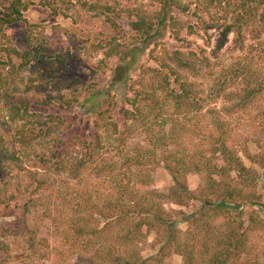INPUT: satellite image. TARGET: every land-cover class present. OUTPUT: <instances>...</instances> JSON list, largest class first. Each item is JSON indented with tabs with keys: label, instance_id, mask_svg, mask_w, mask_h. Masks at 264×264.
<instances>
[{
	"label": "trees",
	"instance_id": "obj_1",
	"mask_svg": "<svg viewBox=\"0 0 264 264\" xmlns=\"http://www.w3.org/2000/svg\"><path fill=\"white\" fill-rule=\"evenodd\" d=\"M87 1L76 0V5L96 16H105L115 30H118L116 18L121 17V13H118L114 6L104 5L100 1L95 3ZM160 1L165 6H174L184 11L190 8L188 5H183L182 0ZM196 1V12H202L204 9L200 7H205L204 4H207L220 7L227 18L231 15L232 23L227 26L224 38L234 33L233 48L245 50V53L237 56L233 63H215L213 66L215 71L219 70V72L218 76L211 74L213 86L210 91L215 97L222 98L224 107L221 110L210 109L207 111L208 114L200 113L204 110L208 99L201 96L199 85L196 82H189L183 73L192 72L200 76L203 66L207 67L210 64L205 63L206 58L201 59L195 53L175 51L169 58L173 63H161L160 69L153 70V73H158L157 77L162 78L158 81V85H151L149 91H136L134 98L127 99L132 108L123 111L125 121L122 129L114 123L112 131L105 130V139L119 141L122 145L138 129L144 128L148 133V142L152 149H136L134 150L136 154L130 156L128 153L123 163L109 164L103 153L104 147L101 145L99 133L90 143L85 137H77L82 146L81 158L72 157L73 152L70 149L73 143L65 145L63 153L59 155L64 140L58 136L57 129L65 123V119L60 115L32 112L34 102L41 104L29 94L32 89L40 88L43 92L51 88L62 90V86L68 80L65 76L59 78V72L64 68V61H60L62 67L56 70L49 65H43L42 63L48 62H44L42 46L33 48L25 55L14 50L17 58L22 60L19 65L11 59L10 50L5 49L8 55L3 59L0 58L1 110L5 111L6 118L16 125L12 132L15 142L21 150H28L24 154L35 160L37 166L56 173L68 172L72 178L67 179L64 184H59L65 185L64 193L67 191L66 194L69 196L64 197L68 201L67 207L59 205L58 201L52 204L50 217L53 214L55 229L57 231L60 229L59 223L63 225L69 223L73 228L81 222L82 218L77 220L75 215L69 213L68 215L66 208L79 212L81 204L77 206L72 203L73 199L77 202L80 198L87 205V209L88 204L91 205L89 203L91 197L103 184L90 182L88 174L100 176L106 172L102 177L107 184L105 185L119 192L116 197L103 192L102 205L99 207L98 204H93L96 219L97 217L104 219L105 225L100 230L96 229L90 237L82 238L85 234L82 230L91 223L87 221L88 219L82 220L87 223L86 225L78 226L82 241L76 240L74 235L69 237L64 229L62 232L59 230V235L65 239V246L81 250L83 240L89 245L93 241L91 238L98 237L110 228H118L115 231V238L101 245L93 258L85 261L81 255H77L75 264H153L158 261L164 263L173 254L183 256L185 264L264 263V250L255 245L256 241L249 239L251 231L258 224L264 225V219L254 210V207L260 204V197L255 189L257 176L243 163L241 153L235 149L236 147L230 146V142L234 143L231 136L233 130L238 128L241 121L248 119L251 113L258 112V119L255 121L258 125L254 127L264 128V105L258 102L264 98V11L261 12L264 0ZM44 6L51 8L55 16L68 17V12L76 10L72 0L47 1ZM233 7L235 9L232 10ZM28 8L29 3L24 0H0V36H11L9 27L25 21L24 14ZM113 14L115 17H111ZM28 24L29 39L33 40L36 25ZM176 37L178 38V33ZM248 37L253 43L246 47ZM111 46L112 49L110 48L111 50L106 54H119L114 51L121 47L119 43L113 40ZM223 46L224 42L220 43L217 49L221 50ZM108 55L107 57L110 58L111 56ZM31 63H37L39 66L36 67ZM32 68H37V73L34 78L29 79L30 84H27L26 89L22 90L16 84V72L19 69ZM170 77H174L173 82ZM172 85L177 86V89ZM211 93H209L210 98ZM63 100H66L63 104L68 108L78 102L77 96H74V99ZM193 113L200 114L193 117ZM190 117L197 120L194 130H189L193 127L188 128V123L192 120ZM19 121L22 123L17 125ZM128 121L135 124L128 126ZM166 126L169 127L170 132L165 130ZM190 132L199 138L194 150L186 153L187 149L179 151L172 148L176 143L186 141ZM55 141L57 144L53 146L54 150L48 152L49 155L37 150L44 149ZM158 150L162 152L159 153ZM244 153L248 160L264 167V149L255 155L248 151ZM161 160L172 174L174 181L167 194L150 187L148 172L151 171L152 166L160 164ZM19 161H21L20 155L10 151L5 136L0 132L1 168L9 169L8 176L17 186L13 190L10 187L11 180L5 182L0 180V205L10 206L11 202L22 194V187L26 192L29 189V184L23 182L24 178L21 179L13 174V163ZM26 172L29 174L26 176L27 180L30 179V183L37 184L36 194L41 188L46 187L48 180L45 175ZM191 173L202 175L203 184L196 193L190 190L184 179ZM71 180L76 182L74 186L71 185ZM9 189H11L10 193ZM31 195L32 193L28 200L24 201L26 211L39 202ZM62 195L63 193L59 194V197ZM167 200H173L175 204L181 206H188L192 201L200 203V209L196 212L187 214L179 211L178 213L181 216V223L188 225L187 231L174 228V224L177 223V212L171 214L165 209L164 204ZM245 215L248 216V220L244 219ZM95 217H91L93 222H97ZM145 228L155 230L160 243L159 255L149 259L143 258L140 253L147 239ZM32 232L27 228L19 231L18 234L25 236L27 250L35 253L40 235H34ZM170 234L172 236H169ZM212 241L216 242V246L209 245Z\"/></svg>",
	"mask_w": 264,
	"mask_h": 264
},
{
	"label": "rangeland",
	"instance_id": "obj_2",
	"mask_svg": "<svg viewBox=\"0 0 264 264\" xmlns=\"http://www.w3.org/2000/svg\"><path fill=\"white\" fill-rule=\"evenodd\" d=\"M24 1L29 3V8L24 14L26 20L9 27L11 36H0V58L3 59L8 55L5 49L10 50L11 59H14L15 64L19 65L22 60L17 58L14 50L25 55L33 48L42 46L44 62H48L42 63L43 65H49L53 70H56L62 67L60 61H64V68L59 72V78L65 76L68 80L62 86V90L51 88L43 92L38 88L29 92L33 98L41 102V104L34 102L32 112L42 115H60L65 119V123L57 129L58 136L64 140L59 155L63 153L65 145L73 143L74 145H71L70 149L73 152L72 157L81 158L82 146L77 137H85L90 143L97 138L98 133L101 137V145L104 147L103 153L110 165L123 163L124 157L128 153L130 156L136 154L134 151L136 149H152L148 142V133L144 128L136 130V133L134 130L135 134L131 135L123 145L119 141L105 139V130L112 131L114 123H117L122 129L125 121L123 111L132 108L127 99L134 98L136 91H149L151 85H158V81L162 78L157 77L158 73H153V70L160 69L161 63H173L169 58L175 51L195 53L201 59L206 58L207 62L205 63H209L211 66H203L200 76H196L192 72L183 74L189 82H196L199 85L201 96L208 99L204 110L200 112L208 114L207 111L210 109L221 110L225 104L222 98L215 97L210 91L213 86L211 74L218 76L219 72V70L215 71L213 66L215 63H233L237 56L245 53V50L240 51L233 48L234 33H227L228 37L224 38L227 26L232 23L231 15L227 18L220 7L207 4H204L205 7H200L204 9L202 12H196V0L181 1L183 5L190 7L186 11L174 6H165L160 0L87 1L90 3L100 1L104 5L114 6L117 12L121 13V17L116 18L118 30H115L105 16H96L76 5V0H72L76 10L68 12V17L55 16L52 14L51 8L44 6L45 2L52 0ZM231 9L233 10L235 7ZM263 9L264 7L261 8V12L264 11ZM196 13L198 14L196 15ZM111 17H115V14ZM200 17L203 18L200 19ZM28 23L36 25L33 40L29 39ZM176 33H178V38ZM113 40L121 46L114 50L119 54L108 55L106 53L112 49L113 45L110 47V43ZM223 42L224 46L221 50L217 49L218 45ZM252 43L248 37L246 47L251 46ZM107 55L111 57L108 58ZM31 65L39 66L37 63H31ZM172 66L176 67L173 64ZM36 73L37 68L17 70L16 84L25 90L27 84H30L29 79L34 78ZM170 78L173 82L174 77ZM22 80H24L23 84ZM37 83L39 84V81ZM172 87L177 89V86L172 85ZM209 93H211V98ZM74 96H77L78 102L73 103L69 108L63 104L66 102L63 99H74ZM258 102L264 105V98ZM1 108L2 102H0V132L5 136L10 151L18 153L21 157V161L13 163V174L18 175L21 179L24 178L23 182L29 184V189L26 192L22 187V194L18 195L10 206L0 205V264H75L77 255H81L85 261H89L95 256L101 245L115 238V231L118 228H110L99 234L98 237L91 238L93 241L89 245L83 240L81 250L65 246V239L59 235V230L62 232L64 229L69 237L74 235L76 240L82 241L78 233V226L86 225L87 223L82 220L88 219L87 221L91 223L82 230L85 233L82 238L90 237L96 229L100 230L105 225L104 219L100 217L96 219L93 204H98L99 207L102 205L101 194L103 192L115 197L119 192L110 186L107 187V184L104 183L102 177L106 175V172L100 176L88 174L90 182L103 184L91 197L89 203L92 206L88 204L87 209V205L81 198L77 202L76 199H73L72 204L77 206L81 204V210L75 212V210H71L72 208L69 210L66 208V213L75 215L77 220L81 218L82 220L76 227L72 226L73 228L69 223L66 225L59 223L60 229L57 231L56 223L52 219L53 214L50 217V210L56 201L59 205L67 207L66 198L69 196L66 194L67 191L64 193L65 185L59 184H64L67 179H72L71 175L68 172L47 171L41 166H37L35 160L28 158L24 154L28 150H21L12 136L16 125L6 118V113ZM144 109L148 113V110ZM102 112H104L103 116H101ZM200 113H193L192 116L197 117V114ZM251 114L248 119L238 124L237 129L233 130L231 136H233L234 143L230 142V146L236 147L235 149L241 153L243 163L249 169L251 168L257 176L255 189L260 197V204L256 205L254 210L264 219V167L248 160L244 153V151H248L255 155L264 149V128L254 127V125H258V122H255L258 119V112ZM193 117H190L192 120L188 123V128H193H189V130H194V124L197 122ZM21 123L19 121L17 125ZM133 124L135 123L128 121V126ZM165 130L170 132L168 126ZM187 138L186 141L176 143L172 148L179 151L187 149L186 153L191 152L196 148L199 138L193 132H190ZM56 144V141L51 142L46 148L37 150L49 155L48 152L54 150L53 146ZM158 151L162 152V150ZM25 170L45 175L48 180L46 187L41 188L40 192L36 194L37 184L30 183V179L27 180L26 176L29 174ZM8 171V168L2 169L0 164V180L2 182L11 180L10 187L15 190L16 182L10 179ZM148 175L150 187L163 194H167L174 185L173 176L166 169L162 160L160 164L152 166ZM184 179L193 193H196L203 184L202 175L191 173ZM73 180L75 181V179ZM73 180H71L72 186L76 184ZM11 189H9V193ZM31 193V197L34 200L38 199L39 202L35 207L26 211L24 201L28 200ZM62 193L61 197L63 198L59 197V194ZM164 205L171 214L177 212V223L174 224V228L182 231H187L188 225L181 223L179 211L189 214L200 209V203L196 201L190 202L188 206H181L175 204L173 200H167ZM91 217H95L97 222H93ZM244 219L248 220V216L245 215ZM27 228L30 232L33 231L34 235H40L38 249L35 253L27 250L28 244L25 242V236L18 234L19 231L27 230ZM144 232L147 234V239L141 247L142 257L149 259L158 256L160 243L157 240L156 231L145 228ZM42 239L44 241H41ZM249 239L256 241L255 245L264 250V225L258 224L251 231ZM209 245L214 247L216 242L212 241ZM153 264H185V258L173 254L164 263L158 261Z\"/></svg>",
	"mask_w": 264,
	"mask_h": 264
}]
</instances>
